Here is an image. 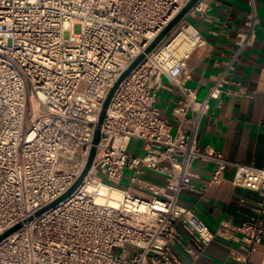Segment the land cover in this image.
<instances>
[{
    "label": "built area",
    "instance_id": "1",
    "mask_svg": "<svg viewBox=\"0 0 264 264\" xmlns=\"http://www.w3.org/2000/svg\"><path fill=\"white\" fill-rule=\"evenodd\" d=\"M188 1L0 0V264H198L217 236L247 255L257 251L264 168L229 161L198 136L260 17L248 12L198 99L185 83L187 59L206 40L186 18H206L209 0H197L146 52ZM140 55L110 97L87 172L66 194L86 167L109 91ZM164 87L172 93L169 114L156 105ZM134 140L138 153L129 150ZM196 160L213 164L207 183L196 185ZM228 167L233 185L263 201L250 220H222L212 230L180 195L195 188L203 195Z\"/></svg>",
    "mask_w": 264,
    "mask_h": 264
},
{
    "label": "crops",
    "instance_id": "2",
    "mask_svg": "<svg viewBox=\"0 0 264 264\" xmlns=\"http://www.w3.org/2000/svg\"><path fill=\"white\" fill-rule=\"evenodd\" d=\"M209 4L206 18H186L206 40L187 59L185 83L196 91L198 99L206 95L232 53L237 34L244 30L246 16L252 8L260 23L254 43L242 53L230 73V82L221 99L210 101L199 128L198 143L218 151L229 161L264 168V0H209ZM239 87L242 94L236 93ZM171 96L167 87L159 92L156 105L165 114L170 113ZM212 169V163L196 160L192 165V172L197 174L196 185L207 183ZM232 175L233 168L228 167L224 179L207 185L203 195L196 188L180 195V201L192 205L212 230L222 220L235 225L250 220L258 214L256 209L263 201L257 191L233 185ZM261 217L264 226V212ZM263 248L264 241L258 244L255 253L247 255L240 243L217 236L202 250L198 264H260Z\"/></svg>",
    "mask_w": 264,
    "mask_h": 264
},
{
    "label": "water",
    "instance_id": "3",
    "mask_svg": "<svg viewBox=\"0 0 264 264\" xmlns=\"http://www.w3.org/2000/svg\"><path fill=\"white\" fill-rule=\"evenodd\" d=\"M197 0H189L184 6L183 8L179 11V13L168 23V25L157 35V37L151 42V44L147 47L146 52L151 51L158 42L161 41V39L167 34V32L176 25V23L186 14V12L195 4ZM143 57V55H140L133 63L132 65L122 74V76L118 79V81L115 83V85L113 86V88L109 91L104 103H103V107L99 116V121H98V126L95 130V134H94V138H93V146L90 150V154H89V158L86 164V167L82 173V175L79 177V179L76 181V183L73 185V187L66 193L68 194L69 192H71L81 181V179L83 178V176L85 175V173L87 172L93 158L95 155V144L98 142L99 140V136H100V124L103 120L104 114H105V109L109 103L110 97L115 89V87L117 86V84L120 82V80L141 60V58ZM12 230V229H11ZM11 230L7 231L5 234L9 233ZM4 234V235H5ZM3 235V236H4Z\"/></svg>",
    "mask_w": 264,
    "mask_h": 264
},
{
    "label": "rangeland",
    "instance_id": "4",
    "mask_svg": "<svg viewBox=\"0 0 264 264\" xmlns=\"http://www.w3.org/2000/svg\"><path fill=\"white\" fill-rule=\"evenodd\" d=\"M79 31H80V25L79 24H76L74 26V32H79ZM64 35H65V37H67L68 36V32H65ZM141 145H142V143L139 140L132 141L131 146H130V149H129L130 152H132V153H138L140 151V149H141ZM126 175H128V172H126ZM126 249L129 250L128 248H126ZM123 251H124V249H122V248H115L114 249V253L115 254L121 253Z\"/></svg>",
    "mask_w": 264,
    "mask_h": 264
},
{
    "label": "bare ground",
    "instance_id": "5",
    "mask_svg": "<svg viewBox=\"0 0 264 264\" xmlns=\"http://www.w3.org/2000/svg\"><path fill=\"white\" fill-rule=\"evenodd\" d=\"M101 190L105 192L107 190V188L106 187H102Z\"/></svg>",
    "mask_w": 264,
    "mask_h": 264
}]
</instances>
